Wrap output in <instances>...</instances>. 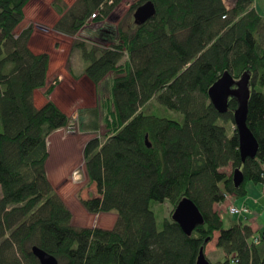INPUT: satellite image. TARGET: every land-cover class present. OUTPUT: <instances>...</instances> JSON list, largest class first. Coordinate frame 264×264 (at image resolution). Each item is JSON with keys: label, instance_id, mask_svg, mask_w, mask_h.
I'll return each instance as SVG.
<instances>
[{"label": "trees", "instance_id": "1", "mask_svg": "<svg viewBox=\"0 0 264 264\" xmlns=\"http://www.w3.org/2000/svg\"><path fill=\"white\" fill-rule=\"evenodd\" d=\"M28 1L0 0V264H39L33 246L58 264H195L214 234L223 255L212 264H264V232L244 222L224 228L213 210L227 196L244 198L246 183L264 184V18L252 0H235L231 8L222 0H150L155 13L145 23L101 26L97 43H74L93 85L113 75L107 136L88 139L82 150L97 195L79 201L89 214L115 212L111 229L74 226L48 180V138L70 118L50 99L53 87L42 106L34 105L49 56L29 49L32 25L16 33ZM58 1L53 29L74 36L96 11L93 21L101 22L123 0H76L64 9ZM225 71L235 79L250 74L246 124L258 149L244 162L232 121L235 100L219 114L207 94ZM151 101L181 118L147 112ZM87 126L96 132L97 119ZM236 168L239 187L232 182ZM184 197L203 224L186 236L169 215L157 228L150 203L167 200L172 213Z\"/></svg>", "mask_w": 264, "mask_h": 264}, {"label": "rangeland", "instance_id": "2", "mask_svg": "<svg viewBox=\"0 0 264 264\" xmlns=\"http://www.w3.org/2000/svg\"><path fill=\"white\" fill-rule=\"evenodd\" d=\"M75 1L59 0L58 4L65 6L63 7L64 9L72 6ZM137 1L139 0H123L101 22L93 21L94 17L90 16L83 29L74 36L65 35L63 38L60 33L62 39L57 40L54 35L58 34L54 29L49 31L51 44L55 48H57L58 43L61 44V49L63 48L64 52H53L51 50V53H46L49 56L48 68L50 65V56L52 55L53 66L51 74L48 82L35 94V99L33 96V99L37 102V105L40 104L42 96H45L48 88L53 87L51 93L53 94L52 101L70 118L68 127L59 133L53 132L48 138L49 155L45 168L48 180L54 191L63 199L69 208L72 214V224L77 227L111 229L114 226L117 216H115L116 213L113 211L105 214H89L79 202L81 199H87L97 195L94 185L89 184L85 176L82 150L83 145L88 139L96 136L100 140H104L107 136L108 128L105 126L103 118L107 115L105 107L109 94L110 81L113 75H109L100 85L93 86L84 77L83 70L86 63L81 59L78 48L73 45L75 42L84 43L87 46H92L97 43V29L101 26L103 28L106 26L116 27L123 23L124 27L127 22L133 23L132 14L135 8L131 11V7ZM29 2L30 0L26 4L27 6ZM40 2L43 3V0H40ZM53 2H57V0H45V4H50L51 8H53ZM251 3L259 12L264 8L263 0H252ZM31 9L32 7H29L28 11L30 13ZM99 10L95 12L97 15H99ZM56 21L52 25L49 23L50 20H42L39 23L46 27L52 26L53 28ZM56 53H59L60 56H57ZM57 71L60 72L56 73ZM94 109H96L95 114L90 112ZM150 111L160 117L172 119L181 118L178 113L158 106L153 101L147 106V112ZM96 119L98 123L97 131L94 132L86 129L88 127L87 125H92L93 120ZM73 171H77L80 175L79 181L77 182H73L71 179ZM224 171L230 173L229 166ZM254 185L246 183L247 195L244 198L237 200L234 196H227L222 205L221 203L213 205V210L223 219L224 228L229 227L235 222H244L251 224L253 230L257 228L256 231L264 232V204L261 200L262 196H264V190L260 188L261 185H258L257 188H252ZM234 204L237 206L241 204L246 205L250 210V214L246 217L242 216L239 218L232 216L228 208ZM150 209L154 213L157 228L161 227L166 217L168 218L169 215L171 217L172 207L167 200L162 203L151 202ZM216 235L214 234L213 239L204 247V255L211 264L221 259L223 255L220 250L215 248Z\"/></svg>", "mask_w": 264, "mask_h": 264}, {"label": "water", "instance_id": "3", "mask_svg": "<svg viewBox=\"0 0 264 264\" xmlns=\"http://www.w3.org/2000/svg\"><path fill=\"white\" fill-rule=\"evenodd\" d=\"M154 13V4L147 0L134 10L132 14L133 23L141 25L148 21ZM249 82L250 74L248 72L242 73L238 79H235L229 72L225 71L207 90L209 101L219 114L227 112L230 99H234L236 102V107L232 111V121L237 134L238 151L242 162L246 158H255L258 149V143L246 124L250 96ZM144 141L149 147L150 144L146 136ZM232 182L235 187H239L243 182V175L239 168L233 171ZM171 220L178 224L186 236H190L192 231L204 222L198 208L186 197L176 204L171 213ZM31 252L39 264H58L55 257L36 246L31 248ZM195 264H210L202 247L198 251Z\"/></svg>", "mask_w": 264, "mask_h": 264}, {"label": "crops", "instance_id": "4", "mask_svg": "<svg viewBox=\"0 0 264 264\" xmlns=\"http://www.w3.org/2000/svg\"><path fill=\"white\" fill-rule=\"evenodd\" d=\"M222 2L226 8H231L234 5L235 0H222ZM26 6L23 9V20H22L21 24L17 27L16 33L21 32L24 28H26L30 24L32 25V27H33L32 28V34H31L29 42H28L29 49L34 54L51 53L52 51L53 52L54 51L64 52V49L63 48L61 49V47H62L61 44L58 43L57 48H55L54 45L51 44V35L49 34V31L53 30L52 26L46 27V26L39 23V21H42V20H46V21L50 20L49 23H51V25H52L57 20L58 14L54 11L53 8H51L50 4H45V0H43V3H41L40 0H30L28 6L27 7ZM29 7H32L31 13L28 11ZM255 10L259 16L264 18V8H262L260 10V12L257 10L256 7H255ZM56 33L58 35H54V36L57 40H61L62 39L61 36H63V38L65 37V35L61 34V36H60V33H58V32H56ZM57 56H60V54L58 53ZM52 66H53V64H52V55H51L50 56V65H49V68L47 70L46 83L49 80V76L51 74ZM59 72L60 71H57L56 73H59ZM93 86H95V85H93ZM39 90H41V89H38L34 92V99H35V94H37V92H39ZM52 97H53V94L50 95L51 100H52ZM34 99H33V101H34V105L36 107L42 106L46 101V98H44V96H42V100L40 101V104L37 105V102ZM64 129L65 128L57 130L55 132L59 133L60 131H62ZM226 169L227 168H225L223 170H226ZM258 185H261L260 188L262 190H264V184H255L254 186H252V188H257ZM237 200H239V199H237ZM248 225L253 230L252 225L251 224H248ZM105 229H109V228H105ZM256 230H257V228L254 229L253 231H256Z\"/></svg>", "mask_w": 264, "mask_h": 264}, {"label": "built area", "instance_id": "5", "mask_svg": "<svg viewBox=\"0 0 264 264\" xmlns=\"http://www.w3.org/2000/svg\"><path fill=\"white\" fill-rule=\"evenodd\" d=\"M95 15H96V13L92 14L91 16L95 17ZM79 178H80V175L78 174V172L77 171H73L72 174H71L72 181L73 182H77V181H79ZM261 200H262V202L264 204V196H262ZM228 209H229V213L232 216H235L237 218L242 217V216H246V215H248L250 213V210L244 204H241L240 206H237L235 204L234 205H230Z\"/></svg>", "mask_w": 264, "mask_h": 264}]
</instances>
